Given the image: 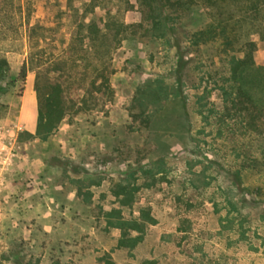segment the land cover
<instances>
[{
	"label": "rangeland",
	"instance_id": "1",
	"mask_svg": "<svg viewBox=\"0 0 264 264\" xmlns=\"http://www.w3.org/2000/svg\"><path fill=\"white\" fill-rule=\"evenodd\" d=\"M136 1L122 11L127 25L142 20ZM90 3L0 0V264H264V127L231 118L220 89L232 86L229 57L242 54L192 44L210 19L203 7L168 42L142 30L95 41L89 25L107 14ZM240 32L264 67V28ZM158 79L179 80L182 94L147 110V126L134 98ZM51 83L66 115L40 135L39 89ZM142 211L155 222L135 248L120 247L117 218Z\"/></svg>",
	"mask_w": 264,
	"mask_h": 264
},
{
	"label": "trees",
	"instance_id": "2",
	"mask_svg": "<svg viewBox=\"0 0 264 264\" xmlns=\"http://www.w3.org/2000/svg\"><path fill=\"white\" fill-rule=\"evenodd\" d=\"M136 2L142 20L139 24L127 25L121 20V15L122 11L133 9L130 0H91L92 10L99 8L107 14L102 27L98 22H92L89 25L92 39L98 41L101 35L106 37V34L111 32L114 39L119 42L118 37L122 35V38L125 37L124 35L129 34L130 30L135 34L142 30L144 37L168 42L175 30V24L181 17L192 12L196 7L206 8L210 19L191 35L192 44L219 42L224 53L242 54V57L230 56L227 62L229 77L225 81L231 82L232 86L220 88L224 95V109L231 114H228L231 118L234 116L248 118L247 131H258L264 127V67H258L255 63L256 42L240 32V29L245 26L264 28V0H137ZM123 6L124 10H122ZM114 7L117 9L112 12ZM8 71V60L0 58V81L8 76ZM26 74V69L23 67L19 76L25 79ZM106 82H108L107 78L103 87L110 89ZM179 83L178 80L177 87L173 89V87H167L163 80L158 79L146 82L138 88L134 100L140 106V117L144 118L147 126L151 122V116L147 110L151 107H163L171 97H180L182 93ZM8 88L7 84L0 86V91L6 92ZM45 90L41 92L42 90L39 89L37 132L40 135L51 134L66 115L62 86L51 83L45 87ZM234 177V183L239 188L243 183L240 172H237ZM118 195L129 198L128 188L122 186ZM229 205L234 208L231 201ZM117 220L114 226L122 232L119 246L126 248H135L143 240L147 225L155 222L147 211H142L139 220H125L119 217ZM131 231L139 235L133 236L130 234Z\"/></svg>",
	"mask_w": 264,
	"mask_h": 264
}]
</instances>
